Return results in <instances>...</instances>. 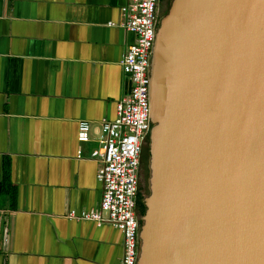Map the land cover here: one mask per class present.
Instances as JSON below:
<instances>
[{"label": "water", "instance_id": "obj_1", "mask_svg": "<svg viewBox=\"0 0 264 264\" xmlns=\"http://www.w3.org/2000/svg\"><path fill=\"white\" fill-rule=\"evenodd\" d=\"M149 78L136 264H264V0H161Z\"/></svg>", "mask_w": 264, "mask_h": 264}, {"label": "crops", "instance_id": "obj_2", "mask_svg": "<svg viewBox=\"0 0 264 264\" xmlns=\"http://www.w3.org/2000/svg\"><path fill=\"white\" fill-rule=\"evenodd\" d=\"M130 2L0 0V264H122L120 229L69 212L100 201L102 123L133 85Z\"/></svg>", "mask_w": 264, "mask_h": 264}, {"label": "built area", "instance_id": "obj_3", "mask_svg": "<svg viewBox=\"0 0 264 264\" xmlns=\"http://www.w3.org/2000/svg\"><path fill=\"white\" fill-rule=\"evenodd\" d=\"M159 0H131L122 8V25L137 36L135 44L122 60L123 71L132 81V89L117 105V116L102 123L101 148L95 154L102 164L97 180L102 186L98 206L71 218L91 220L98 225L112 224L123 233L122 264H136L138 257V217L136 194L142 141L149 131L150 78L149 61L159 14ZM90 123L79 122L78 140H90Z\"/></svg>", "mask_w": 264, "mask_h": 264}, {"label": "trees", "instance_id": "obj_4", "mask_svg": "<svg viewBox=\"0 0 264 264\" xmlns=\"http://www.w3.org/2000/svg\"><path fill=\"white\" fill-rule=\"evenodd\" d=\"M148 152L150 153V150H149V146H148ZM145 186L141 185L140 182H139V187H138V192H137V198H136V209H137V214H138V218H139V227H140V230H141V227L144 223L143 221V217L145 216L146 214V211H147V205H146V202H145V197H146V194H145Z\"/></svg>", "mask_w": 264, "mask_h": 264}, {"label": "flooded vegetation", "instance_id": "obj_5", "mask_svg": "<svg viewBox=\"0 0 264 264\" xmlns=\"http://www.w3.org/2000/svg\"><path fill=\"white\" fill-rule=\"evenodd\" d=\"M161 1V0H160ZM150 143V142H149ZM149 146V150H150V144ZM144 149V148H143ZM148 150V147H147ZM143 154V152H142ZM142 157V156H141ZM146 177H147V172H146V167H145V163L143 161V159H141V164H140V174H139V182L141 185L146 187Z\"/></svg>", "mask_w": 264, "mask_h": 264}, {"label": "rangeland", "instance_id": "obj_6", "mask_svg": "<svg viewBox=\"0 0 264 264\" xmlns=\"http://www.w3.org/2000/svg\"><path fill=\"white\" fill-rule=\"evenodd\" d=\"M159 6H160V0H159V3H158V9H159Z\"/></svg>", "mask_w": 264, "mask_h": 264}]
</instances>
